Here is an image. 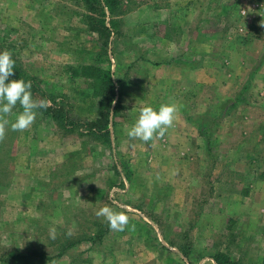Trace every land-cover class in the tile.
Returning a JSON list of instances; mask_svg holds the SVG:
<instances>
[{
    "label": "rangeland",
    "instance_id": "obj_1",
    "mask_svg": "<svg viewBox=\"0 0 264 264\" xmlns=\"http://www.w3.org/2000/svg\"><path fill=\"white\" fill-rule=\"evenodd\" d=\"M85 4L0 0V51L76 124L37 109L0 139V264H264V0ZM91 65L109 72L111 105ZM162 104L178 109L165 136L129 139ZM103 128L109 144L87 134ZM105 206L134 228L110 230Z\"/></svg>",
    "mask_w": 264,
    "mask_h": 264
},
{
    "label": "clouds",
    "instance_id": "obj_2",
    "mask_svg": "<svg viewBox=\"0 0 264 264\" xmlns=\"http://www.w3.org/2000/svg\"><path fill=\"white\" fill-rule=\"evenodd\" d=\"M14 69L15 60L12 58V53L8 50L0 51V139L3 138L6 128L14 132H24L29 129L36 120L37 109H46L50 104L47 100L33 99L30 80L10 79L15 76ZM17 106L22 111L14 113ZM177 112L175 104H162L158 108L143 107L126 134L129 139H138L145 143L153 140L154 137L163 138L174 125ZM13 115L15 118L10 120L9 117ZM96 215L104 217L112 231L122 232L126 228H134L123 211L118 212L105 206L100 208ZM55 235V228H51V238L55 239Z\"/></svg>",
    "mask_w": 264,
    "mask_h": 264
},
{
    "label": "trees",
    "instance_id": "obj_3",
    "mask_svg": "<svg viewBox=\"0 0 264 264\" xmlns=\"http://www.w3.org/2000/svg\"><path fill=\"white\" fill-rule=\"evenodd\" d=\"M123 0H85V6L91 10L95 11L96 8L102 11V14H105L104 11H107L110 16H114L117 9L122 5ZM100 25L105 29V22H100ZM12 58L15 60V76L10 77V79H23L25 81H31L32 83V95L39 96L41 100L50 101V105L45 109L46 114L51 117L55 125L64 130L65 133H71L76 130L75 118L69 114V111L65 110L62 106V102H56L55 97L53 95H46L41 89H39V85L36 82L35 78L30 76L26 70L20 65L17 58L12 54ZM82 75L88 79H91L94 82V93L95 96L101 94H109L110 101L109 105H111L112 100L111 97L113 96V82L111 80L110 74L108 71H105L99 67L85 66L82 68ZM19 107V106H17ZM62 107V108H61ZM115 110V108L113 109ZM108 125V124H107ZM107 127V126H106ZM106 129L103 128L102 130H98L96 132L89 130L90 132L87 133L92 140L104 143H110L109 141V133L105 131ZM74 244H70L67 247H63V250H67L73 247ZM36 254V253H31ZM213 261L215 264H224V262H229V259L224 254H216L214 256ZM225 260V261H223ZM228 264V263H227ZM233 264V263H232Z\"/></svg>",
    "mask_w": 264,
    "mask_h": 264
}]
</instances>
